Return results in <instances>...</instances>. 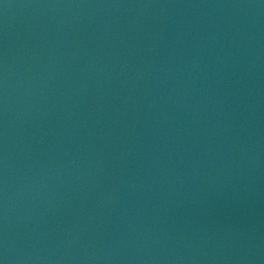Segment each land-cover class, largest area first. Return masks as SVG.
Segmentation results:
<instances>
[{
  "label": "water",
  "instance_id": "95a60500",
  "mask_svg": "<svg viewBox=\"0 0 264 264\" xmlns=\"http://www.w3.org/2000/svg\"><path fill=\"white\" fill-rule=\"evenodd\" d=\"M0 264H264V0H0Z\"/></svg>",
  "mask_w": 264,
  "mask_h": 264
}]
</instances>
